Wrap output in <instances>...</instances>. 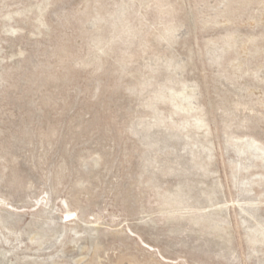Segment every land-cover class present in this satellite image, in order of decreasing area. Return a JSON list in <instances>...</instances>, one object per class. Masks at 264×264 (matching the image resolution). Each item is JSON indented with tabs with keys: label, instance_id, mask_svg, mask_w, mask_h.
Listing matches in <instances>:
<instances>
[{
	"label": "rangeland",
	"instance_id": "obj_1",
	"mask_svg": "<svg viewBox=\"0 0 264 264\" xmlns=\"http://www.w3.org/2000/svg\"><path fill=\"white\" fill-rule=\"evenodd\" d=\"M0 264H264V0H0Z\"/></svg>",
	"mask_w": 264,
	"mask_h": 264
}]
</instances>
